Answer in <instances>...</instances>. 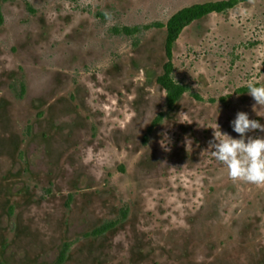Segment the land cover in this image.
I'll return each mask as SVG.
<instances>
[{
    "label": "rangeland",
    "instance_id": "374dc122",
    "mask_svg": "<svg viewBox=\"0 0 264 264\" xmlns=\"http://www.w3.org/2000/svg\"><path fill=\"white\" fill-rule=\"evenodd\" d=\"M215 1L0 0V264H264V185L210 147L240 111L264 124V0L183 30L172 108L157 82L153 24Z\"/></svg>",
    "mask_w": 264,
    "mask_h": 264
},
{
    "label": "clouds",
    "instance_id": "9594fccd",
    "mask_svg": "<svg viewBox=\"0 0 264 264\" xmlns=\"http://www.w3.org/2000/svg\"><path fill=\"white\" fill-rule=\"evenodd\" d=\"M245 87L255 101L254 110L256 106L264 108V84L249 80ZM231 126L239 138L215 129L213 141L210 142L212 155L227 168L232 181L264 185V135H249L255 131L264 133V124L250 119L247 112L240 111Z\"/></svg>",
    "mask_w": 264,
    "mask_h": 264
},
{
    "label": "trees",
    "instance_id": "16d2710c",
    "mask_svg": "<svg viewBox=\"0 0 264 264\" xmlns=\"http://www.w3.org/2000/svg\"><path fill=\"white\" fill-rule=\"evenodd\" d=\"M250 0H222L215 2L198 3L191 6L184 7L173 14L168 20L167 24L156 23L153 26L165 27L167 30L166 38V54L168 61L163 67V74L158 76L157 82L167 91V105L172 108L176 102L181 98L186 88L177 84L172 77L174 71L173 63V47L175 42L183 30L195 21L204 19L213 13H225L240 3L248 2ZM3 17L0 9V23H2ZM138 28L124 27L122 31L126 34H132L137 31ZM158 122V119L154 121V124ZM118 224V220L108 221L103 225L95 228L92 231L93 235H102L114 228Z\"/></svg>",
    "mask_w": 264,
    "mask_h": 264
}]
</instances>
